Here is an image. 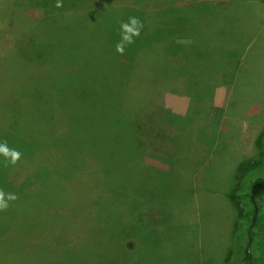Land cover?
Listing matches in <instances>:
<instances>
[{"label": "rangeland", "instance_id": "374dc122", "mask_svg": "<svg viewBox=\"0 0 264 264\" xmlns=\"http://www.w3.org/2000/svg\"><path fill=\"white\" fill-rule=\"evenodd\" d=\"M181 1V8L164 13L156 1L129 11V2L109 5L126 13L127 19L119 20L100 13L97 0H88L77 7L89 13L82 22V16L77 18L82 13L66 5L76 0H0V65H6V56L10 59L18 31L24 32V55L43 63L40 68L31 63L32 70L24 67V110L19 111L24 121L16 122L29 130L30 140L22 129L11 139L24 156L62 138L70 141L61 167L53 171L26 162L24 172L8 184L3 173L12 164L0 156V192L10 183L24 191V264H240L249 223L241 222L240 241L234 245L238 214L228 196L243 161L260 162L246 176L245 190L264 176V138L259 140L264 128V0ZM150 8L162 24H176L177 29L158 30L154 37L166 46L171 67H185L184 76L157 73L161 50L146 47L150 53L134 60L140 36L117 53L120 25L130 17L142 22ZM48 12L59 19L70 14L74 27L37 26ZM194 14L196 32L190 29ZM5 73L0 68V90L9 93ZM17 87L14 93L21 92ZM54 126L58 131L50 142L40 135L38 142L32 140L31 133H49ZM140 131L147 153L140 167L145 151L139 149L136 172L141 177H134L128 173L132 151L120 144ZM0 137L9 138L3 131ZM47 155H39L41 163H49ZM147 161L153 163L151 170ZM110 164L120 166L122 175ZM70 175L71 187L86 193L82 202L88 194L86 203L76 202L79 193L69 194L65 181ZM112 189L123 195L112 196ZM259 200L264 204V190ZM9 206L12 214L0 230L13 234L18 218L14 201ZM3 249L0 262L7 264L14 250Z\"/></svg>", "mask_w": 264, "mask_h": 264}, {"label": "trees", "instance_id": "16d2710c", "mask_svg": "<svg viewBox=\"0 0 264 264\" xmlns=\"http://www.w3.org/2000/svg\"><path fill=\"white\" fill-rule=\"evenodd\" d=\"M88 0H76V2H70V3H66L67 6H69L71 8L70 12L72 13H82L80 15L77 16L80 17L78 19H80L82 22L84 21V17H87V15L89 13L84 14L86 11H78L77 7L81 6L84 4V2H86ZM117 0V1H113V0H97L98 3L101 4V7H99V11L102 14H110V15H115L117 17H119V20L122 19H127L126 17V13H122L119 11H115V10H111V8H109V5L112 4H121L123 2V4L128 5V2L130 3L128 6L129 10L133 9V8H139L147 3H151V2H158L160 4L159 6V13H164L167 8L169 9H176V8H181V5H177L179 2H182L181 0H138V2L132 3V0ZM103 4V6H102ZM199 6V5H198ZM197 6V10L198 9H202L200 6ZM74 9V10H73ZM76 10V11H75ZM127 11V12H128ZM89 12V11H88ZM92 11H90L91 13ZM95 12V11H94ZM150 14L148 17H146L145 20H143L142 23V32L140 34V39H141V43L140 41H138L137 44H140L137 48L138 50L135 53V59L134 60H138L139 56L141 54H149L150 52L144 50V48L146 47H150V48H154L156 50H161L158 51V53L160 54V61L157 64V73H162L164 75L169 74V75H174L175 77H177L178 75H183L185 74V67H183L182 64H180L177 68L176 67H171L174 65L170 64V61L168 60V57H166L167 55V51H166V46L164 44H162L160 41L156 42L155 37L156 32L159 30L161 32L167 31L168 29L175 28L176 24L174 23H163L162 21H160L158 17H156L157 15L154 14L152 12V8H150ZM99 13V12H97ZM55 13L51 14V13H47L45 15V18H43L42 20H40L39 25H57L58 28L61 25L62 27H69L73 28L74 24L71 25L70 23L73 21V19H71L70 14L66 15L65 17H63L62 19H59L57 17H55L56 15H54ZM96 14V13H95ZM128 14V13H127ZM195 15V14H194ZM125 17V18H123ZM192 17V16H191ZM198 15H195V20L192 24V26L190 27V29L195 31V28L199 25V23L197 22ZM88 19H90V15L88 17ZM98 21V18H97ZM189 25V24H188ZM181 29V28H180ZM160 32V33H161ZM190 32H192L190 30ZM143 37V38H142ZM149 40V43L145 45V41ZM37 49V46H34V49L29 52L30 54L35 53ZM8 56L10 57V59L6 56L3 59H8L6 61V65L2 64L0 65V68H2L3 70H6L5 75H7L8 77V84L10 87V92L9 93H4L3 91L0 90V108H1V113L2 116H0V131H3L7 134V136L10 138H6V137H0V144H6L8 148L10 149H15L17 150L18 148H20L21 146L18 147V145L15 144L16 139H11V138H16V133L18 131V129H22L24 130V139L25 140H30L28 137V132L29 130L26 129L24 127V125L18 124V122H16L17 120H22L24 121V116L21 115V113L19 111L24 110V72H25V68H28V66H31L29 69L32 70V65L31 63L36 64L38 67L40 65H43V63L41 61H39L36 58L33 57H26L24 55V32L23 31H18L17 33V38L14 44L13 49H11V51L8 52ZM40 56V55H39ZM43 56V55H42ZM182 56L181 54H177L175 57L180 58ZM187 57L188 59H190L189 56L187 55H183V57ZM138 57V58H137ZM24 58L26 60V62L28 64H24ZM133 60V61H134ZM5 61V60H4ZM10 67V69H8ZM25 67V68H24ZM40 68V67H39ZM169 68V69H167ZM184 76V75H183ZM182 76V77H183ZM3 77V76H1ZM0 77V78H1ZM177 82H181V80H177L175 81ZM29 84H31L30 81H28ZM28 83H26V86H28ZM179 88L182 86L181 83H177L176 84ZM15 86H18L17 88H20L21 92H13V88ZM157 87V86H156ZM153 91V90H152ZM152 91H150L149 95L152 94ZM150 99L151 97H149V102L148 104H150ZM46 100H49L50 102H52V100L46 98ZM78 103L80 104V107L83 109H86V104L84 102V100H80L78 101ZM9 108V109H8ZM75 113V112H74ZM73 113V114H74ZM80 113V111H76V114L78 115ZM35 118L38 117V115H33ZM167 116V115H166ZM53 119V118H50ZM130 120H133V118L131 116H129ZM169 119V118H167ZM171 120V119H170ZM78 121V120H77ZM79 123V121H78ZM128 123V120H127ZM51 124L55 125L56 122L55 120L53 121V123L51 122ZM52 129V128H51ZM49 130V133H47L46 131L40 130L37 131L35 133H31L30 136L35 137L34 139H32L33 141H37L39 140V138H41L40 136H48L45 139V142H50L48 140H50L52 137V135L58 131L56 129V127L54 126V129ZM141 131H140V136L138 137L135 134H130L128 132V134H130L129 136L125 137L123 142L120 144L121 146L125 147L126 149H128V147L130 148V150L132 151V154H130V158L131 159V169L129 170L128 173L133 172L134 173V177H141L139 173L136 172L137 168V162H136V157L138 154L139 149L144 150L145 154L141 159V163H140V167H142L143 161L146 160L145 155L147 153L146 148L143 146L142 142H141ZM40 135V136H39ZM39 136V137H38ZM262 138H264V128L262 129L261 135L259 140H261ZM10 142H9V141ZM24 143V142H23ZM70 143L69 140H65V138L59 139L58 141H56L53 144H48L45 147H43L41 150H33L32 152H30L29 154H26L24 156V151L23 150H18L21 153V158L15 163L12 164L8 167L5 168L6 174L3 173L4 176V181L8 184V180H10V182L14 181V176L18 175V173H22L24 172V170L26 169L24 167V164L26 162H36L37 163V167H41L43 169L46 170H56L59 167L62 166L63 163V156L64 158L65 155L67 153V144ZM259 146H262L260 144V142H258ZM46 149V151L44 152V150ZM98 148L94 149L95 154L100 155V153H98ZM49 152L50 157L48 158V162L49 163H41L40 162V156L39 155H43L44 157H48L47 153ZM119 152H121V150H119ZM127 155H122L123 157H126ZM98 157H94L93 159L95 161H98L101 164V160ZM149 163V170H151L153 163L148 162ZM100 164H97V167H94L93 169H97ZM112 165L113 169L116 170L120 175H122V168L118 165H114V164H110ZM105 165H103L104 167ZM260 166V162L258 161H251V160H245L243 161L241 164H239L238 169H237V174H236V178L238 180L236 186L234 187V189L229 193V200L231 202V204L233 205V207L236 209L237 214H238V222L235 223L234 225V245H238V241H240L239 238V229H240V224L241 222H248L249 226L247 227V246L244 248L243 251V257L240 261V264H264V204L260 202L259 200V195L260 193L264 190V176H258L255 179H253L251 181V185L249 187L248 190L244 189V182L246 179V176L258 169ZM4 172V171H3ZM72 171L68 172L71 173ZM67 173V172H66ZM75 174V173H73ZM101 175L103 176L102 172ZM68 177H71L70 180L65 181L66 183H68V187L70 189V193H79L81 196L80 198L77 199L76 202L80 203V204H84L86 203V200H88V194H87V199L85 200V202H82L83 196L86 197V193L83 195L82 191L80 190H75V187H71V184L73 182V177L74 175H70ZM74 184V183H73ZM61 188L64 189V185L63 182L60 185ZM8 190H5L4 194L5 195H16L17 199L14 200V204H15V212H16V218H18V220L16 221V224L14 226H12V231H15L13 234H7V230H0V233H4L1 237H0V251L4 250L3 248H5V246H11V248L14 250L13 252H10L9 254L12 255V259L7 261V264H24V214H26L24 212V191L20 189L17 190V188H15V186L11 185L7 188ZM254 189V198L252 197V190ZM114 190V191H113ZM113 193L112 196H118L121 197V195H123L122 191L120 189H112ZM20 192V193H17ZM66 196V194H64ZM92 198V197H90ZM10 207V206H9ZM3 212H5V210H2ZM35 213H39L38 211L34 210ZM11 213V209L10 211L6 210V212L0 216V228L3 227V224L6 223V221L8 220L7 215H10ZM39 215V214H37ZM57 218V217H55ZM255 220L254 225L252 226L253 221ZM257 228V232H255V229ZM249 229H251V232L249 233ZM15 246V248H14ZM230 255L232 257L233 252H230ZM230 257V258H231ZM0 264H4L3 262H0Z\"/></svg>", "mask_w": 264, "mask_h": 264}, {"label": "clouds", "instance_id": "9594fccd", "mask_svg": "<svg viewBox=\"0 0 264 264\" xmlns=\"http://www.w3.org/2000/svg\"><path fill=\"white\" fill-rule=\"evenodd\" d=\"M56 6L60 7L61 4L58 2ZM141 28L142 23L136 17H130L128 22L120 25V40L115 46L117 53L122 54L126 45L135 42L134 38L140 36ZM0 156H3L7 162L15 164L21 158V153L15 149L8 148L6 144H0ZM16 199L15 195H5L0 192V211L6 210L9 207V201Z\"/></svg>", "mask_w": 264, "mask_h": 264}, {"label": "water", "instance_id": "95a60500", "mask_svg": "<svg viewBox=\"0 0 264 264\" xmlns=\"http://www.w3.org/2000/svg\"><path fill=\"white\" fill-rule=\"evenodd\" d=\"M253 192H254V189H253V191H252V197L254 198V194H253ZM255 220H256V219H254V221H253V223H252V226L254 225ZM250 232H251V229H249V233H250Z\"/></svg>", "mask_w": 264, "mask_h": 264}]
</instances>
